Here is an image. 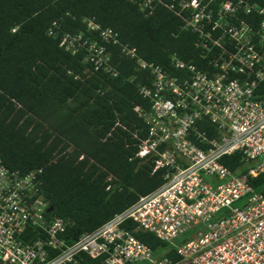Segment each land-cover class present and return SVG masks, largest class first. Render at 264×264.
Wrapping results in <instances>:
<instances>
[{
  "label": "built area",
  "instance_id": "2783aa9c",
  "mask_svg": "<svg viewBox=\"0 0 264 264\" xmlns=\"http://www.w3.org/2000/svg\"><path fill=\"white\" fill-rule=\"evenodd\" d=\"M142 12L156 3L194 34L199 64L172 55L167 72L120 45L117 33L88 23L100 43L82 34L59 45L83 49V62L109 70L107 44L150 73L139 89L147 125L136 156H155L163 182L91 231L69 241L67 221L50 217L34 172L0 163V264H264V195L247 177L264 172V6L256 0H131ZM250 162L244 174L224 155ZM126 222L166 243L154 253ZM173 249L176 258L167 257Z\"/></svg>",
  "mask_w": 264,
  "mask_h": 264
},
{
  "label": "trees",
  "instance_id": "16d2710c",
  "mask_svg": "<svg viewBox=\"0 0 264 264\" xmlns=\"http://www.w3.org/2000/svg\"><path fill=\"white\" fill-rule=\"evenodd\" d=\"M264 6V0H256ZM111 28L136 57L175 74L172 55L199 64L195 36L162 3L142 12L131 0H0V163L20 175L34 172L48 215L67 221L69 241L91 231L163 182L155 156H136L147 137L139 92L151 75L135 58L107 44L109 70L83 62L84 50L59 45L82 34L100 43L88 23ZM220 162L244 174L239 153ZM247 181L264 195V172ZM123 227L154 253L166 243L134 223ZM176 258L173 249L165 253ZM188 264V263H185Z\"/></svg>",
  "mask_w": 264,
  "mask_h": 264
},
{
  "label": "water",
  "instance_id": "95a60500",
  "mask_svg": "<svg viewBox=\"0 0 264 264\" xmlns=\"http://www.w3.org/2000/svg\"><path fill=\"white\" fill-rule=\"evenodd\" d=\"M50 210H51V207L48 206L46 211H50Z\"/></svg>",
  "mask_w": 264,
  "mask_h": 264
}]
</instances>
